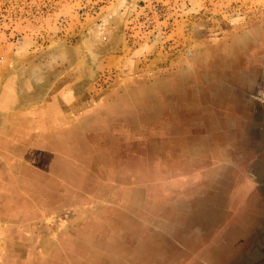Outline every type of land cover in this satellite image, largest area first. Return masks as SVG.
<instances>
[{"label":"rangeland","instance_id":"374dc122","mask_svg":"<svg viewBox=\"0 0 264 264\" xmlns=\"http://www.w3.org/2000/svg\"><path fill=\"white\" fill-rule=\"evenodd\" d=\"M256 85L264 0H0V264H264Z\"/></svg>","mask_w":264,"mask_h":264},{"label":"crops","instance_id":"0c3cea01","mask_svg":"<svg viewBox=\"0 0 264 264\" xmlns=\"http://www.w3.org/2000/svg\"><path fill=\"white\" fill-rule=\"evenodd\" d=\"M258 86V88H261L260 87V85H256V87ZM252 99L253 100H256V99H261V100H264V95L262 96H253L252 97ZM264 102V101H263ZM245 116V115H244ZM247 117H249V116H247ZM263 118H264V115H263ZM249 121H251L252 122V120H251V118H250V120ZM264 122V120L262 121V122H260L259 124H261V123H263ZM253 123V122H252ZM254 125L256 124L255 122L253 123ZM259 124H256V125H259ZM238 126H241V124H239ZM250 126V125H249ZM257 130H260V132H261V140H259V142L261 143V147L262 148H264V141H262V138L264 137V124H263V128L262 129H257ZM262 141V142H261ZM262 143H263V145H262ZM260 148V147H259ZM261 166V167H258V166ZM259 168H262L263 170H264V160H263V162H261V163H259L258 165H256L255 164V171H253L254 172V174H253V177H254V179L255 180H257V178H256V173H257V171H258V169ZM252 169V168H251ZM250 169V170H251ZM257 182L260 184V183H262V181L261 182H259L258 180H257ZM263 185H264V183H262ZM263 190H264V187H261Z\"/></svg>","mask_w":264,"mask_h":264},{"label":"flooded vegetation","instance_id":"af4514ba","mask_svg":"<svg viewBox=\"0 0 264 264\" xmlns=\"http://www.w3.org/2000/svg\"><path fill=\"white\" fill-rule=\"evenodd\" d=\"M261 77H262V76H261ZM261 77H260V78H261ZM252 89H253V90H252V93H253V94H252V97H253V96H254V97H255V96H261V95L263 96V95H264V90L261 91L260 88H258V86H257V87L255 86V87H253ZM263 101H264V100H263Z\"/></svg>","mask_w":264,"mask_h":264}]
</instances>
